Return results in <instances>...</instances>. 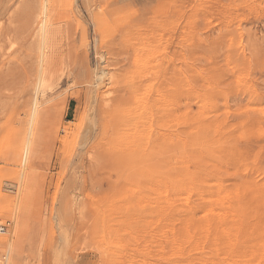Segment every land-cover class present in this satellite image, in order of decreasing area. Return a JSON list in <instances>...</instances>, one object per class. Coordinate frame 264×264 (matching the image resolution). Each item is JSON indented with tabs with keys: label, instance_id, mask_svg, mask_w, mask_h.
I'll return each mask as SVG.
<instances>
[{
	"label": "rangeland",
	"instance_id": "rangeland-1",
	"mask_svg": "<svg viewBox=\"0 0 264 264\" xmlns=\"http://www.w3.org/2000/svg\"><path fill=\"white\" fill-rule=\"evenodd\" d=\"M12 217L10 264H264V0H0Z\"/></svg>",
	"mask_w": 264,
	"mask_h": 264
},
{
	"label": "bare ground",
	"instance_id": "bare-ground-1",
	"mask_svg": "<svg viewBox=\"0 0 264 264\" xmlns=\"http://www.w3.org/2000/svg\"><path fill=\"white\" fill-rule=\"evenodd\" d=\"M95 84H96V87H95V92L96 93H98L100 89H104L107 86H109L110 84H109V79H108V71L103 70V72H100L99 74H97ZM105 90H107V89H105ZM174 136H177L176 137V138H178L177 141L178 142H181V137H179L176 134H172V133L171 134H165V133H162V137L164 138L165 142L167 143L166 146L173 147L174 142L172 141V137H174ZM120 144H121L120 146H123L125 143L124 142H121ZM125 146H127V145H124V147H122V148H126ZM131 152L134 153V151H131ZM112 153L115 155V152H112ZM133 156H135V154H131V155L128 154V156L126 158H130V157L132 158ZM28 196L29 195L26 194L25 199H27ZM10 221L11 222L10 223H7V224H5V223L4 224H0V230H1V228L4 229V230H1L0 236H5V238H7L6 243L4 242L5 243L4 244L5 247H4V251L2 252L1 257H0V264H10V258H11V254H12L13 244H14V241L13 240H14V232H15V217H12L10 219ZM22 227H23V225H22ZM19 245H20V239H19V236H18L15 250L19 247ZM0 246H1V244H0Z\"/></svg>",
	"mask_w": 264,
	"mask_h": 264
},
{
	"label": "built area",
	"instance_id": "built-area-1",
	"mask_svg": "<svg viewBox=\"0 0 264 264\" xmlns=\"http://www.w3.org/2000/svg\"><path fill=\"white\" fill-rule=\"evenodd\" d=\"M1 230H4L3 228H1ZM1 230H0V232H1Z\"/></svg>",
	"mask_w": 264,
	"mask_h": 264
}]
</instances>
